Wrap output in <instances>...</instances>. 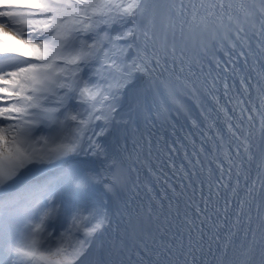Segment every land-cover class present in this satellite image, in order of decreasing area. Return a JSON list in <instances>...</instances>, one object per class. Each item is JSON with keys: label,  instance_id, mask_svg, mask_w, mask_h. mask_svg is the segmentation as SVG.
<instances>
[{"label": "snow or ice", "instance_id": "snow-or-ice-1", "mask_svg": "<svg viewBox=\"0 0 264 264\" xmlns=\"http://www.w3.org/2000/svg\"><path fill=\"white\" fill-rule=\"evenodd\" d=\"M0 264H264V0H0Z\"/></svg>", "mask_w": 264, "mask_h": 264}]
</instances>
